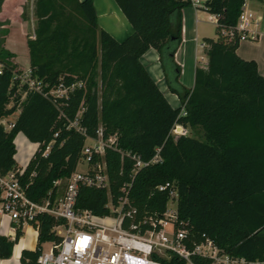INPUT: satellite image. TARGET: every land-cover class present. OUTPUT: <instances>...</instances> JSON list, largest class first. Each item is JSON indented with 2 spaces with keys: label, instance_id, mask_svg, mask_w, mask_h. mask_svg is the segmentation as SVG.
Wrapping results in <instances>:
<instances>
[{
  "label": "trees",
  "instance_id": "obj_1",
  "mask_svg": "<svg viewBox=\"0 0 264 264\" xmlns=\"http://www.w3.org/2000/svg\"><path fill=\"white\" fill-rule=\"evenodd\" d=\"M114 1L132 28L120 42L98 27L93 0H36L34 39L27 42L31 76L46 86L45 92L73 86L65 96L19 87L14 79L19 70L4 60L10 54L0 53V176L14 172L29 200L52 202L58 195L53 182L77 169L86 137L95 138L101 128L104 139L116 138L114 147L104 150L109 193L116 198L131 183L133 222L160 216L168 195L157 186L175 183L178 219L189 222L195 242L206 236L231 256L263 260L264 77L254 61L237 56V36L227 35L246 0L205 1L203 8L216 17V39L203 40L207 68L195 70L192 89L180 83L181 69L174 60L181 43V12L191 1ZM150 49L158 54L178 108L168 103L140 62ZM15 113V120L7 122L12 127L5 129L1 120ZM75 121L83 134L69 128ZM176 123L200 131L202 140L173 138ZM18 133L38 144L22 174L14 160ZM156 148L162 162L131 178L133 162L125 154L148 161ZM106 203V191L81 188L75 208L104 216ZM63 223L39 214L36 248L22 250L19 262L37 264L42 245L59 241L53 228ZM21 235L17 231L14 241L0 236L1 260L11 258ZM192 262L209 263L199 257ZM163 264L185 263L170 256Z\"/></svg>",
  "mask_w": 264,
  "mask_h": 264
},
{
  "label": "built area",
  "instance_id": "obj_2",
  "mask_svg": "<svg viewBox=\"0 0 264 264\" xmlns=\"http://www.w3.org/2000/svg\"><path fill=\"white\" fill-rule=\"evenodd\" d=\"M191 3L197 5L198 1ZM214 18L216 21L215 16ZM258 24L259 18L243 4L234 28L227 35L231 39L236 35L238 43H256L259 33L254 29ZM3 68L4 64L0 61V74ZM14 79L19 82V87H26L27 91H35L43 96L62 97L68 90L73 89V86L69 89L58 87L45 92L46 86L31 76L29 67L15 73ZM10 107L11 104H8L7 108ZM3 126L9 130L12 124L6 123ZM69 128L83 134L76 121ZM170 135L173 138L187 136V129L176 123ZM89 139L92 143L87 144L85 141L80 161L85 169H76L68 178L54 181L53 186L57 188L58 195L52 202L49 199H44L41 203L29 200L14 172L0 176V216L7 217L11 223L12 241L16 238V232L20 230L22 233L26 225L35 229L37 238L39 214H46L64 222L53 228L59 241L46 243L48 249L42 248L37 264H163V260L170 256H176L185 264H193V257L206 260L208 264H264V259L248 261L243 257L231 256L206 236L195 242L189 234V222L178 219L175 183L167 182L157 186L158 192H166L168 195L165 209L160 216L148 215L136 223L133 222L135 210L128 198L131 183L124 184L116 198L109 193L104 150L114 147L115 136L104 139L102 129L98 128L96 137H86V140ZM49 149L50 144L45 148L44 155ZM125 156L133 162L131 178L139 169L162 162L159 148L155 149L154 155L148 161H142L138 155L131 153H126ZM95 157L96 160H93ZM22 172L19 171V174ZM81 188L106 191L105 208L108 213L96 216L88 210H77L75 204ZM106 220L111 221L109 227L104 225ZM126 220L129 222L127 227ZM13 247L15 249L16 245Z\"/></svg>",
  "mask_w": 264,
  "mask_h": 264
},
{
  "label": "crops",
  "instance_id": "obj_3",
  "mask_svg": "<svg viewBox=\"0 0 264 264\" xmlns=\"http://www.w3.org/2000/svg\"><path fill=\"white\" fill-rule=\"evenodd\" d=\"M190 1L192 2L195 0ZM196 1H198L197 5L192 4L184 8L181 12V43L174 55V60L181 69L179 81L187 89H192L194 85L195 70L197 68H207V56L204 51L203 40L216 39L215 18L203 8L206 0ZM93 6L98 27L109 33L115 40L119 42L123 41L132 33L130 24L127 22L114 0H93ZM244 6L247 10L251 11L256 18H259L258 27L254 29L256 33H259V38L256 43H238L236 54L243 60L254 61L258 73L264 77V0H246ZM246 43H249L250 46L246 47L243 45ZM152 60L155 62L153 66L150 65ZM140 62L152 80L156 83L158 89L164 95L168 103L173 108H178L179 106L177 107L176 104L177 97L169 92L165 85L163 73L158 62L157 52L154 49L148 50L142 55ZM14 115L15 114L12 116ZM16 116L17 115L10 121L6 120V122H13ZM3 120H1V124ZM186 129L188 128L186 127ZM13 144L16 150L14 160L20 171H23L38 149V144L29 142L21 133L15 136ZM20 150L23 151L21 158L18 157ZM0 236L10 240L13 236L11 223L7 217L0 216ZM22 241L24 243H22ZM17 244H15L16 248L12 250L11 258L5 260L0 259V264H21L19 262L21 251L34 250L31 246H27V242L22 236Z\"/></svg>",
  "mask_w": 264,
  "mask_h": 264
},
{
  "label": "rangeland",
  "instance_id": "obj_4",
  "mask_svg": "<svg viewBox=\"0 0 264 264\" xmlns=\"http://www.w3.org/2000/svg\"><path fill=\"white\" fill-rule=\"evenodd\" d=\"M35 3L36 0H3L0 5V53L10 54L4 60L6 59L5 61L12 64L14 69L17 70L29 67L27 42L34 39V30L37 23ZM243 45L246 47L250 46L249 43ZM154 64L155 62L152 60L150 65L153 66ZM176 104L177 107L180 106L178 97ZM14 116L4 119L3 125L6 126V120L10 121ZM187 136L202 140L201 132L198 130L188 128ZM86 143L90 144L92 142L89 139L86 140ZM22 155L23 151L20 150L18 157L21 158ZM84 169L85 167L82 162H79L77 170L83 171ZM104 225L109 227L111 221L106 220ZM22 237L27 242V246H31L35 250L36 232L32 226L26 225L23 227ZM22 243L24 242L22 241ZM42 248L43 250H47L48 244H43Z\"/></svg>",
  "mask_w": 264,
  "mask_h": 264
}]
</instances>
